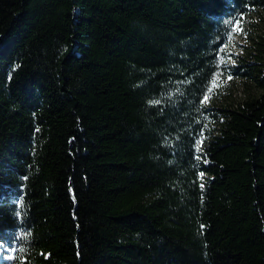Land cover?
Returning <instances> with one entry per match:
<instances>
[{
	"label": "trees",
	"instance_id": "16d2710c",
	"mask_svg": "<svg viewBox=\"0 0 264 264\" xmlns=\"http://www.w3.org/2000/svg\"><path fill=\"white\" fill-rule=\"evenodd\" d=\"M256 8L0 0V264H264ZM228 73L260 93L201 103Z\"/></svg>",
	"mask_w": 264,
	"mask_h": 264
},
{
	"label": "rangeland",
	"instance_id": "374dc122",
	"mask_svg": "<svg viewBox=\"0 0 264 264\" xmlns=\"http://www.w3.org/2000/svg\"><path fill=\"white\" fill-rule=\"evenodd\" d=\"M259 41L264 43V8L251 9L237 22L236 34L226 47L224 62L236 66L242 57H246L247 60H250L249 62H264V46L256 50ZM251 51L260 56L259 60L251 57ZM259 93L260 90L252 80L228 73L226 77H220L214 82L205 105L217 110V108H225L232 103L239 102L249 94ZM212 124L215 125V123ZM211 128H213L212 125ZM205 136L207 137L208 134Z\"/></svg>",
	"mask_w": 264,
	"mask_h": 264
},
{
	"label": "snow or ice",
	"instance_id": "6c2138e0",
	"mask_svg": "<svg viewBox=\"0 0 264 264\" xmlns=\"http://www.w3.org/2000/svg\"><path fill=\"white\" fill-rule=\"evenodd\" d=\"M209 99L208 95H205L201 101V103H206L207 100ZM9 259H12V257H9Z\"/></svg>",
	"mask_w": 264,
	"mask_h": 264
}]
</instances>
